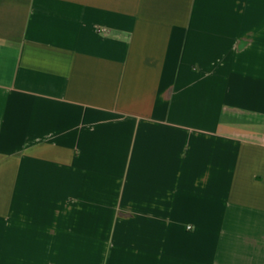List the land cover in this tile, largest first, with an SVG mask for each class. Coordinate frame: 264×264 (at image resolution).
I'll return each mask as SVG.
<instances>
[{"label": "crops", "instance_id": "1", "mask_svg": "<svg viewBox=\"0 0 264 264\" xmlns=\"http://www.w3.org/2000/svg\"><path fill=\"white\" fill-rule=\"evenodd\" d=\"M0 264H264V0H0Z\"/></svg>", "mask_w": 264, "mask_h": 264}]
</instances>
